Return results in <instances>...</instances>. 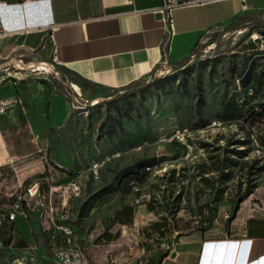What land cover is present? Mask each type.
I'll return each instance as SVG.
<instances>
[{
	"label": "rangeland",
	"instance_id": "1",
	"mask_svg": "<svg viewBox=\"0 0 264 264\" xmlns=\"http://www.w3.org/2000/svg\"><path fill=\"white\" fill-rule=\"evenodd\" d=\"M249 16L264 19V11ZM258 31L254 22L211 30L185 67L161 64L143 88L121 93L82 87L80 93L73 86L78 79L59 68L48 73L0 66V77L13 83L4 97L14 101L8 152L24 157L25 171H45L46 165L50 177L16 219L6 218L8 206L0 209V264H55L60 225L73 227L86 264H109L164 253L163 242L175 246L218 214L229 227L264 216V117L243 123L223 115L228 97L248 100L240 78L253 63L261 67L264 42L249 44ZM183 128L185 143L171 139ZM141 159H155L142 182L96 196L119 187L123 171ZM74 181L78 192L71 190ZM124 203L134 204L139 217L114 224ZM155 222L163 223L162 231L152 228ZM105 231L119 236L109 242L100 238Z\"/></svg>",
	"mask_w": 264,
	"mask_h": 264
},
{
	"label": "crops",
	"instance_id": "2",
	"mask_svg": "<svg viewBox=\"0 0 264 264\" xmlns=\"http://www.w3.org/2000/svg\"><path fill=\"white\" fill-rule=\"evenodd\" d=\"M6 1L14 5L1 9L0 66H13L20 60L26 66L55 60L59 69L95 83L96 89L113 91L146 80L164 61L182 59L211 30L222 29L236 17L264 11V0H202L179 5L169 14L163 0ZM6 78L0 77V82L5 80L0 83V101L12 93V79ZM13 115L12 110L0 113L1 210H7L8 195L29 183H25L28 176H32L29 181L41 179L42 186L50 182L46 165L45 171H25L24 157L9 154L12 142L7 131ZM135 217H139L137 210ZM251 218L264 221V216L251 215L242 227H229L225 216L218 214L208 227L180 236L174 257L172 252L162 256L151 251L109 264H210L215 249L220 250L216 257L221 264H228L231 256L234 261L240 250L242 260L247 250L243 264H264V236L248 240Z\"/></svg>",
	"mask_w": 264,
	"mask_h": 264
},
{
	"label": "trees",
	"instance_id": "3",
	"mask_svg": "<svg viewBox=\"0 0 264 264\" xmlns=\"http://www.w3.org/2000/svg\"><path fill=\"white\" fill-rule=\"evenodd\" d=\"M169 21V19H168ZM254 22L255 25L260 30H264V19L258 18V17H251L249 15L239 16L234 18L233 20L229 21L224 26V31H230L238 29L247 23ZM259 41H253L250 42V45L257 44ZM200 52V46H196L188 55L183 57L182 59L178 61L170 62L169 65L173 67L174 69H181L185 67L188 62L191 60L192 56L196 53ZM258 64V63H257ZM256 63H253L244 73L243 76H241L240 81L244 88H246L248 85H251L254 89V93L251 97H247L248 100L245 102H240L238 98L235 96L228 97V100L223 103V115L225 114L228 120H241L243 123H255L260 120V118L264 117V65H262L260 68L257 67ZM62 70L68 74L70 73L69 70H66L62 68ZM78 81L80 82V85L85 90H94L96 89L97 85L95 83H92L88 81L87 79L80 77L79 75H74ZM153 78V77H151ZM153 83L157 82L159 79H152ZM149 83L151 82L148 81ZM68 88H70L71 91H73V88L71 84L65 83ZM146 81L145 80H138L134 83H131L127 86L115 89V93H121L130 91L133 89H141L145 86ZM261 88V89H260ZM253 99V100H251ZM261 141L264 143V137L261 138ZM180 145V143H179ZM155 163V159H141L137 161L134 165L131 167H128L125 171H123V175L120 179V186L113 188V189H102L101 192H98L96 196L107 194L108 192L117 191L119 189L123 191H127L129 188V185L133 183H139L142 182L145 176L148 174L147 167L153 165ZM15 197L7 198V203H10L11 201H14ZM149 208H154L152 203H148ZM136 212V206L132 203H124L120 209H118L114 215H113V223H120V224H131L134 222V216ZM208 221V220H206ZM211 224V223H210ZM152 228H156L162 231L163 223L155 222L152 224ZM247 235L249 238H252V236H264V221L256 220V219H249L248 221V233ZM119 236V232L117 233H111L109 231H105L102 233L100 238L106 237L107 240L110 242L114 239H116ZM59 239V237H58ZM168 253L162 254V256L167 255Z\"/></svg>",
	"mask_w": 264,
	"mask_h": 264
},
{
	"label": "built area",
	"instance_id": "4",
	"mask_svg": "<svg viewBox=\"0 0 264 264\" xmlns=\"http://www.w3.org/2000/svg\"><path fill=\"white\" fill-rule=\"evenodd\" d=\"M27 1H34V0H20V3H26ZM42 1V0H38ZM132 1V0H130ZM202 0H163L162 6L165 11L169 14V12L179 6L184 4H192V3H199ZM17 3V4H20ZM13 3H8L6 0H0V35L4 33V27L1 21V9L3 6L12 7ZM257 34L253 35V40H258L260 42H264V35L257 32ZM260 34V35H259ZM165 49V46H164ZM167 63L164 61L163 64ZM264 65V59L262 60L261 66ZM18 70H24L25 68L31 67L32 70H41L48 73L58 72V66L55 63V60L51 61H42L38 64L26 66L22 60L18 61L13 65ZM245 98L251 97L254 93V89L251 85H248L245 90ZM243 101V100H241ZM14 106V101L9 98H4L0 101V113L8 112ZM187 128L183 129H176L174 133L171 135V139H174L178 142L185 143L187 139ZM99 163H94V167L99 166ZM149 169V167H147ZM42 180L39 178L32 179L27 183L25 186L20 189V192L15 195L14 201L7 203L6 206L9 207L7 211V217L9 220H14L17 218L19 212H23V206L25 201L31 200L32 198L36 197L41 192ZM71 190L74 192L79 191V186L74 181L71 183ZM59 229L61 230V234L63 236V243L57 247H55L52 251V261L55 264H86L84 259V252L82 248L74 241V229L70 225H60ZM248 240H253L248 239ZM162 246L166 249L168 253L174 251V243L169 241H165L162 243ZM146 248H142V254L146 253Z\"/></svg>",
	"mask_w": 264,
	"mask_h": 264
},
{
	"label": "water",
	"instance_id": "5",
	"mask_svg": "<svg viewBox=\"0 0 264 264\" xmlns=\"http://www.w3.org/2000/svg\"><path fill=\"white\" fill-rule=\"evenodd\" d=\"M260 33L262 34V35H264V30H260ZM217 253H220V250L219 249H215L214 251H213V258H211L210 259V264H221L222 263V260L221 259H219V258H217L216 257V255H217ZM240 254H241V250L239 251V254H238V256L234 259V261H233V259H232V256L231 257H229L228 258V264H243V260H245L246 259V254H247V250L243 253V260L240 258ZM171 256L172 257H174L175 256V252H172L171 253ZM250 256V255H249ZM250 263H251V261H250ZM224 264V263H223ZM249 264V263H248Z\"/></svg>",
	"mask_w": 264,
	"mask_h": 264
},
{
	"label": "bare ground",
	"instance_id": "6",
	"mask_svg": "<svg viewBox=\"0 0 264 264\" xmlns=\"http://www.w3.org/2000/svg\"><path fill=\"white\" fill-rule=\"evenodd\" d=\"M74 88L81 93V87L77 83H73Z\"/></svg>",
	"mask_w": 264,
	"mask_h": 264
}]
</instances>
